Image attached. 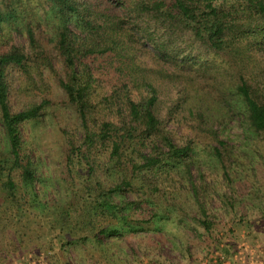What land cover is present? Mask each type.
<instances>
[{
    "label": "trees",
    "instance_id": "1",
    "mask_svg": "<svg viewBox=\"0 0 264 264\" xmlns=\"http://www.w3.org/2000/svg\"><path fill=\"white\" fill-rule=\"evenodd\" d=\"M50 2L60 15L54 36L29 26L28 50L13 41L0 43V124L6 141L0 150V188L14 195L15 173L25 184L36 181L22 129L41 120L49 104L44 97L13 109L8 75L10 67H18L39 90L45 84L43 72H55L81 122L80 147L71 148L70 154L78 152L91 172L102 159L111 165L115 177L111 184L87 180L81 202L44 204L40 210L62 232L72 212L79 214L83 238L94 240L97 251L107 258L115 256L111 253L120 248L118 241L130 244V236L160 233L174 211L179 214L185 209L184 202H192L200 215L199 225L209 233L214 227L209 204L215 196L235 211L236 201H246L244 188L262 190L264 0ZM188 32L208 51L223 57V67L179 49L177 41ZM53 58L59 59L62 75ZM222 68V77L231 78L236 93L233 108L254 136L253 146L237 154L227 141L229 100L218 108L222 120L215 124L213 98L216 105L219 99L209 93L200 98L202 91L209 90L208 76L213 80L214 72ZM202 153L211 168L199 170L195 177L192 169ZM71 161L69 156V175ZM60 239L66 240L67 234Z\"/></svg>",
    "mask_w": 264,
    "mask_h": 264
},
{
    "label": "rangeland",
    "instance_id": "2",
    "mask_svg": "<svg viewBox=\"0 0 264 264\" xmlns=\"http://www.w3.org/2000/svg\"><path fill=\"white\" fill-rule=\"evenodd\" d=\"M50 3V0H0V43L13 41L28 50L29 26L36 27L38 32L48 37L53 35V27L58 25L60 15ZM177 43L179 49L186 51L185 54H200L223 67L224 58L208 51L189 32ZM148 50H151L149 45ZM58 61L53 58L56 71L62 75V66ZM153 63L150 65L154 66ZM213 70H216L215 67ZM222 72H225L223 68L215 71L213 80L208 76L209 90L202 91L200 98H206L209 93V97L212 95L219 99L220 104L216 105L218 101L213 98L217 109L213 110L212 122L215 124L222 120L218 108L229 100L230 121L227 118V123L230 136L227 141L237 154L241 149L247 150L248 145L253 146L254 136L242 125L241 113L233 108L236 93L229 84L231 78L222 77ZM34 75L40 84L39 76ZM8 78L11 84L10 102L14 110L29 102H41L44 97L49 104L41 120L22 129L25 147L33 157L36 181L25 184L15 173V194L0 188V264H264V184L260 185V191L244 188L242 199L246 201L240 204L236 201L235 211L215 196L209 204L214 214V227L209 233L199 225L197 219L200 215L191 207L192 202H184L185 209L179 214L174 211V216L165 222L160 233L130 236V244L125 240L118 241L120 248L113 250L111 255L115 256L112 259L97 251L94 240L83 238L85 232L81 231L79 214L72 212V218L62 232V227L56 225L52 217L40 213L41 207L44 204L67 206L78 200L81 202L87 180L100 181L103 185L114 181L115 177L109 169L111 165L102 159L101 163H93L95 169L91 172L88 162H80L78 152L70 154L71 148L80 147L81 122L76 110L67 103L55 72L48 69L43 72L45 84L41 85L42 90L29 84L27 76L18 67L9 68ZM223 80L225 83L220 84ZM211 81L214 82L212 85ZM169 89L174 90L172 87ZM218 93L220 98L216 96ZM171 95H175L173 91ZM5 146L0 124V150ZM69 156L73 160L70 162L73 169L70 175L73 174L74 178L68 171ZM210 168V160L202 153L192 170L196 177L199 170ZM209 180L212 182L210 177ZM65 234L67 239L62 241L60 237Z\"/></svg>",
    "mask_w": 264,
    "mask_h": 264
}]
</instances>
